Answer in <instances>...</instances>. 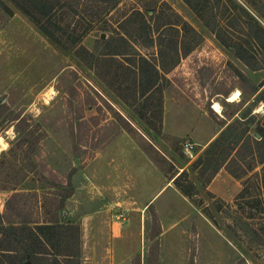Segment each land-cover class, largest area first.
Segmentation results:
<instances>
[{"label":"rangeland","instance_id":"374dc122","mask_svg":"<svg viewBox=\"0 0 264 264\" xmlns=\"http://www.w3.org/2000/svg\"><path fill=\"white\" fill-rule=\"evenodd\" d=\"M0 1L11 12L0 7L8 40H0V213L6 221L17 222L13 210L20 207L31 221L57 217L76 228L61 245L75 257H58L60 264H264V189L255 176L262 165L241 161L237 154L245 148L233 147L238 138H258L256 128L264 127V35L250 27L264 30V20L247 0H117L106 13L91 0H48L39 10L42 22L66 37L83 35L70 50L54 45L10 0ZM136 11L152 27L158 20L178 23L185 45L193 36L182 31L177 15L201 38L144 98L133 76L138 57L160 61L159 49L170 48L174 38L167 31L158 47L156 33L149 38L138 19L130 20ZM213 29L259 68H248ZM162 59L165 67L174 60L172 54ZM235 91L239 96L229 102ZM147 123L161 125L159 131ZM223 129L227 141L212 149L211 168L222 167L207 184L210 171L200 179L191 165ZM225 169L247 171L242 181L249 194L236 203L212 194L226 199L234 192ZM182 172L195 186L192 198L173 184ZM13 194L18 197L6 211ZM42 259L52 264V257Z\"/></svg>","mask_w":264,"mask_h":264},{"label":"trees","instance_id":"16d2710c","mask_svg":"<svg viewBox=\"0 0 264 264\" xmlns=\"http://www.w3.org/2000/svg\"><path fill=\"white\" fill-rule=\"evenodd\" d=\"M60 3L63 0H52L53 3ZM66 1V0H64ZM79 1V0H78ZM101 6V12L106 13L115 6L117 0H91ZM186 4L189 5L187 0H183ZM12 4L17 8V10L26 17L34 27L39 30L48 40H50L54 45L63 49V50H70L73 49L80 38L79 37H66L65 32L61 29H54V24L49 22L43 23L44 15L39 14V10L48 8L49 1L48 0H10ZM51 3V5H52ZM247 3L254 9V11L260 15L264 20V14L262 13V9L264 5L258 6L256 0L248 1ZM0 7L4 9L5 12L10 14V10L0 1ZM154 14L155 11H152ZM134 16L130 17V20L136 18L139 20L138 28L141 33L145 34L151 38V36L156 33L158 41V47H161L163 42H166V39L160 40L159 38L164 35L167 31H171L173 33V41L170 48H160L158 51V55H160V61L152 62L151 60L146 59L143 56H139V64L136 66L135 71H133V76L135 80V87L136 90L140 92V96L144 98L148 96L156 87L158 78L161 73H166L169 71L171 67H174L177 62L186 57L192 50H194L199 43L201 42V38L199 34L191 28L185 21H183L178 15L177 18L181 21L182 31L190 32L193 36L191 45H185L183 42V36L178 39L179 36V29L178 23L167 21L164 23L154 22L153 27L145 20L143 14L139 11L133 13ZM129 18V17H128ZM251 30L254 29L261 34L264 35V30L260 28V26L250 22ZM214 34L216 35L217 39L221 41L224 47L233 48L235 50V56L242 61L248 68L252 70H257L259 67L256 64H251L247 61L243 53L245 51L240 47L235 45H228L221 39L220 31L213 29ZM255 34V33H254ZM152 44V41H151ZM78 49L83 50L88 54L84 47H79ZM168 54H172L174 60L169 67H165L163 63L164 57H167ZM82 62L86 63L81 56H77ZM92 57V56H91ZM162 103H160V108ZM159 115H161V110L159 111ZM159 122L161 120L159 118ZM147 125L154 131L158 132L161 125H153L151 123H147ZM224 126V125H223ZM222 126V127H223ZM227 130V129H226ZM223 131L207 146L204 150L203 155L198 157L195 162L192 163L191 169L193 171H197L198 177L201 179L204 177L206 172L210 171V174L206 178V183L209 184L211 180L214 178L216 173L221 169L222 165L218 163L215 164L214 168H211L212 163L215 162L214 160V153H212V149L217 145L221 144L222 142L225 143L227 138L225 139V132ZM255 134L258 138H249L247 137L245 140L243 138H238L234 143L233 147L245 148V154L239 156L238 151V158L241 161L250 160L256 161L260 165H262V173L260 175H255L257 182L260 183V188L264 189V127H257ZM229 152L228 150H224L222 152V156H227ZM211 155L212 157L208 160H205L204 167L202 172L199 171V165L204 161V157ZM228 174L235 179L236 181H242V178L246 176V172H252V167L248 168L246 172L242 173L241 175L236 174L229 169H225ZM182 179L184 182L182 183ZM173 184L177 190H179L182 194H184L188 198H192L196 193L195 186L189 181L187 173L182 172L178 176L173 179ZM242 189L239 193L234 197V203L238 202L240 199L244 198L246 195L249 194V187L246 186V181H242L241 183ZM18 197V194H13L5 203V210H11V203L15 201ZM22 209L20 207H16L13 210V214L18 218L17 222H9L6 221L3 215L0 213V264H42V258L52 257L51 260L52 264H60L57 260L58 257L72 259L75 256L72 252L68 250L62 251L61 245L65 243L66 245L70 242L71 232L76 230L71 225H62L59 224L57 217L50 218L47 222L38 223L31 221L30 219L26 218L21 214ZM248 227L245 224V227ZM264 235V231H263ZM260 240V239H259ZM46 260V259H44Z\"/></svg>","mask_w":264,"mask_h":264},{"label":"crops","instance_id":"0c3cea01","mask_svg":"<svg viewBox=\"0 0 264 264\" xmlns=\"http://www.w3.org/2000/svg\"><path fill=\"white\" fill-rule=\"evenodd\" d=\"M13 20V18H11L9 21H8V25H10V24H12L13 22H14V20ZM6 27H8V26H6ZM5 29H7V28H5ZM5 29H3V30H0V40H3L4 41V43L6 44V43H8V40H7V38L6 39H4L5 38V35H6V33H5ZM7 37H9L8 35H7ZM216 136H217V134H213L208 140H207V142H205V144H203V147H207L208 146V144H210L215 138H216ZM221 173L219 172L218 174H217V176H219ZM225 180H228V181H230L233 185H234V192H232V195H230L228 198H226V199H224V197H222V195H219L216 191H212V194H214V195H216L219 199H221V200H223V201H225V202H229L230 200H232L238 193H239V191H240V184H239V182L238 181H236V180H234L233 178H231V177H229V178H225ZM213 183V182H212ZM211 183V184H212ZM211 184L208 186V189L209 190H211Z\"/></svg>","mask_w":264,"mask_h":264},{"label":"bare ground","instance_id":"6f19581e","mask_svg":"<svg viewBox=\"0 0 264 264\" xmlns=\"http://www.w3.org/2000/svg\"><path fill=\"white\" fill-rule=\"evenodd\" d=\"M239 96V93L237 91L233 92L230 96H229V99L228 101L231 102L233 100H236V98ZM214 109L215 110H218V107L217 105L214 106Z\"/></svg>","mask_w":264,"mask_h":264},{"label":"built area","instance_id":"2783aa9c","mask_svg":"<svg viewBox=\"0 0 264 264\" xmlns=\"http://www.w3.org/2000/svg\"><path fill=\"white\" fill-rule=\"evenodd\" d=\"M191 149H192V145L187 143L186 146H185V150L190 153Z\"/></svg>","mask_w":264,"mask_h":264},{"label":"water","instance_id":"95a60500","mask_svg":"<svg viewBox=\"0 0 264 264\" xmlns=\"http://www.w3.org/2000/svg\"><path fill=\"white\" fill-rule=\"evenodd\" d=\"M102 38H104V37L102 36Z\"/></svg>","mask_w":264,"mask_h":264}]
</instances>
